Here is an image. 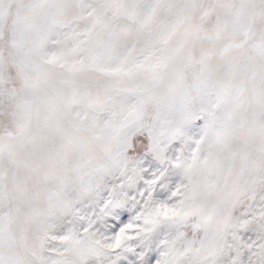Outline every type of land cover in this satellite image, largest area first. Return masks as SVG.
<instances>
[{
  "label": "snow or ice",
  "instance_id": "snow-or-ice-1",
  "mask_svg": "<svg viewBox=\"0 0 264 264\" xmlns=\"http://www.w3.org/2000/svg\"><path fill=\"white\" fill-rule=\"evenodd\" d=\"M0 264H264V0H0Z\"/></svg>",
  "mask_w": 264,
  "mask_h": 264
}]
</instances>
